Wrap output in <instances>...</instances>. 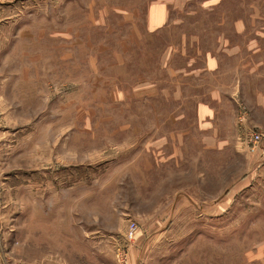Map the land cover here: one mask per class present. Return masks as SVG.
Here are the masks:
<instances>
[{
    "label": "rangeland",
    "instance_id": "1",
    "mask_svg": "<svg viewBox=\"0 0 264 264\" xmlns=\"http://www.w3.org/2000/svg\"><path fill=\"white\" fill-rule=\"evenodd\" d=\"M0 264H264V0H0Z\"/></svg>",
    "mask_w": 264,
    "mask_h": 264
},
{
    "label": "built area",
    "instance_id": "2",
    "mask_svg": "<svg viewBox=\"0 0 264 264\" xmlns=\"http://www.w3.org/2000/svg\"><path fill=\"white\" fill-rule=\"evenodd\" d=\"M130 231L133 232V228Z\"/></svg>",
    "mask_w": 264,
    "mask_h": 264
}]
</instances>
